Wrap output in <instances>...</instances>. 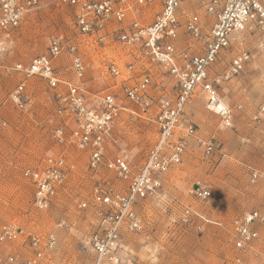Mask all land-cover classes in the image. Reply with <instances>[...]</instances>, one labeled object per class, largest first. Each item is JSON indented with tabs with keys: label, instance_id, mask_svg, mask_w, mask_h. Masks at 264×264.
<instances>
[{
	"label": "rangeland",
	"instance_id": "374dc122",
	"mask_svg": "<svg viewBox=\"0 0 264 264\" xmlns=\"http://www.w3.org/2000/svg\"><path fill=\"white\" fill-rule=\"evenodd\" d=\"M205 2L185 0L181 9L204 19ZM138 9V19L144 24L151 23L159 11L157 5ZM75 16L73 7L43 1L18 28L0 34V227L12 223L27 234H54L55 248L40 264H94L96 255L89 245L98 222L91 201L93 187L101 183L126 191L127 182L107 168L91 172L87 152L70 141L57 140V129L64 128L69 134L74 124L57 113L55 91L46 80L30 77L27 106L24 110L15 106L10 93L22 79L15 67L46 53L53 37L75 43L87 72L83 80L77 79L72 57L61 55L54 66L63 82L81 87L91 106L105 94L115 93L128 108L114 121L107 158L124 152L133 170L138 171L158 139L153 114H140L125 98L124 84L109 70L111 62L122 65L127 61L124 47L110 36L118 26L112 24L108 38L101 43L79 34ZM241 52L250 55L244 70L219 87L223 101L234 112V126L224 127L219 117L207 109L205 94L195 92L187 115L196 125L197 134L189 139L183 163L161 176L160 195L138 203L136 209L144 229L134 234L124 230V235L134 238L136 251L148 245L144 241L150 237V253L140 257L127 251L122 264H264V226H259L260 238L247 251L237 250L233 238V221L238 216L252 210L264 212V179L256 183L250 179L252 171L264 173V33L235 35L230 48L211 67L210 75L214 78L226 73ZM159 73L167 77L163 70ZM62 91H66L64 84ZM200 141H213L216 151L206 156ZM49 156H64L71 168L53 204L43 211L34 206V188L23 171L40 166ZM198 182L212 189L211 199L201 200L191 194ZM83 202L88 203L86 208L80 207ZM186 209L194 213L188 222L183 221ZM8 254L16 255L21 262L32 251L23 239L0 243V256Z\"/></svg>",
	"mask_w": 264,
	"mask_h": 264
},
{
	"label": "built area",
	"instance_id": "2783aa9c",
	"mask_svg": "<svg viewBox=\"0 0 264 264\" xmlns=\"http://www.w3.org/2000/svg\"><path fill=\"white\" fill-rule=\"evenodd\" d=\"M43 1L75 8V27L79 34L95 38L97 42L103 43L108 38L112 24L118 26L110 36L124 47L127 61L122 65L117 61L111 62L109 70L124 84L122 90L125 98L139 109L140 114H153L158 127L157 142L148 152L143 165L134 171L124 152L107 158L114 121L128 108L115 93L105 94L97 105L91 106L86 92L77 85L63 82L54 66V60L59 56L70 55L77 79H84L87 64L75 43L60 36L53 37L46 53L35 57L27 65L18 64L15 67L22 76L10 93L15 106L20 110L27 106V81L30 77L39 76L46 80L55 91L57 113L74 124L69 134L64 128L57 129V140L70 141L77 149L87 152L91 172L107 168L127 182L126 191H116L98 183L91 193L98 218L96 230L89 239V245L96 255L94 264H122L123 231L134 234L144 229L143 220L136 209L138 203L160 195L161 176L183 163L189 139L197 134L196 125L187 115L195 92L200 90L205 94L207 109L219 117L224 127L234 126V112L223 101L219 87L223 81L244 70L250 55L248 52L236 55L223 75L212 78L210 69L221 53L230 48L235 35L264 33V3L261 0H206L205 12L212 17L213 23L210 31L203 34L198 15L182 23L181 7L185 0H0V34L18 28L28 15L40 8ZM150 5H157L159 11L151 23L144 24L138 19V8ZM182 27L193 39L204 41L203 53L194 54L178 49L176 42ZM134 57L141 65L131 61ZM154 67L161 68L173 82V95H169L154 78L151 73ZM63 84L66 91H62ZM152 90H158L161 94L153 97ZM261 112L264 113V107ZM200 143L208 157L217 149L213 141ZM70 168L64 156H49L40 166L24 169L23 176L34 188L33 204L37 209L45 211L51 207ZM250 179L256 183L264 179V173L252 171ZM190 192L201 200L213 197L212 189L200 182ZM87 205L83 202L80 207L86 208ZM192 213L186 209L183 221L188 222ZM259 226H264V212L261 210L238 216L233 221L235 248L247 251L260 238ZM21 239L31 249L32 255L21 262L14 254L0 256V264H40L56 245L54 234L41 237L27 234L16 224L1 225V244Z\"/></svg>",
	"mask_w": 264,
	"mask_h": 264
},
{
	"label": "crops",
	"instance_id": "0c3cea01",
	"mask_svg": "<svg viewBox=\"0 0 264 264\" xmlns=\"http://www.w3.org/2000/svg\"><path fill=\"white\" fill-rule=\"evenodd\" d=\"M181 14H182L181 21H182L183 24L191 16L195 15V14H189V12L184 11V10H181ZM200 20H201V23L203 25V34H207L210 31V28H211L212 23H213V19H212L211 16L206 14L205 18L202 19V17H201ZM111 27H112V25H111ZM176 43H177V47H178L179 50H188V51H190L191 53H194V54H201L204 51V48H203L204 41L203 40L193 39L192 37H190L187 34L186 30H184L183 27L180 30L179 39L177 40ZM131 61L138 62L140 64V62L137 60V57L132 58ZM159 69H161V68H159ZM159 69L156 70V69L152 68L151 69V73L154 75V78H156L157 81H159V83L164 88H166V92L169 95H173L174 94L173 82H171V80L168 77H165L161 73H159ZM212 71H214V69ZM212 73H214V72H212ZM151 94H152L153 97H158L161 93L158 90H152ZM133 239L134 238H132L131 236L124 235V231H123V248L124 249H123L122 254H124L127 251H130L129 253H131V254L137 253L140 257L148 256V253H150V252H148V249L150 248L149 246L153 244V242L151 240H149L150 237H147L146 240L144 241V243L148 244V245L144 244L145 246H142L139 251L135 250L136 246L133 243ZM132 259L135 260V258H132Z\"/></svg>",
	"mask_w": 264,
	"mask_h": 264
}]
</instances>
